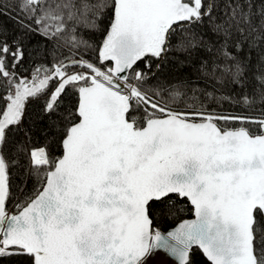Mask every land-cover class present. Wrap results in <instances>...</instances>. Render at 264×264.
<instances>
[{
	"label": "snow or ice",
	"instance_id": "1",
	"mask_svg": "<svg viewBox=\"0 0 264 264\" xmlns=\"http://www.w3.org/2000/svg\"><path fill=\"white\" fill-rule=\"evenodd\" d=\"M0 264H264V0H0Z\"/></svg>",
	"mask_w": 264,
	"mask_h": 264
}]
</instances>
